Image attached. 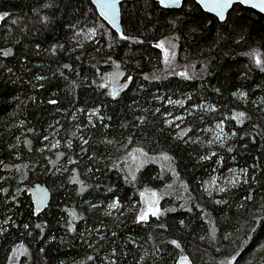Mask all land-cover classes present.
Returning <instances> with one entry per match:
<instances>
[{
	"label": "trees",
	"instance_id": "obj_1",
	"mask_svg": "<svg viewBox=\"0 0 264 264\" xmlns=\"http://www.w3.org/2000/svg\"><path fill=\"white\" fill-rule=\"evenodd\" d=\"M0 13V264H264V14L126 1L120 36L90 0Z\"/></svg>",
	"mask_w": 264,
	"mask_h": 264
},
{
	"label": "water",
	"instance_id": "obj_2",
	"mask_svg": "<svg viewBox=\"0 0 264 264\" xmlns=\"http://www.w3.org/2000/svg\"><path fill=\"white\" fill-rule=\"evenodd\" d=\"M97 9L98 14L106 21L110 27L115 30L120 36H123L121 5L126 1L133 0H90ZM163 8L178 9L183 6L185 0H155ZM201 8L208 13L218 17L221 21H225L229 11L235 4H242L243 6L252 8L257 12L264 14V0H195ZM3 20L0 13V24ZM117 90L114 89V93ZM32 197L34 211L36 214L43 211L49 204L51 199L50 189L41 183L32 185L29 189ZM146 202L150 208H155L157 201L153 194L146 197ZM145 216L144 219H147ZM176 264H193L188 256H181Z\"/></svg>",
	"mask_w": 264,
	"mask_h": 264
},
{
	"label": "rangeland",
	"instance_id": "obj_3",
	"mask_svg": "<svg viewBox=\"0 0 264 264\" xmlns=\"http://www.w3.org/2000/svg\"><path fill=\"white\" fill-rule=\"evenodd\" d=\"M158 47L161 49L163 53L164 60L167 62H170L174 59L176 53H177V44L170 38H163L157 43ZM115 88L118 89V86H114ZM116 89V90H117ZM217 132H222V128L218 127ZM222 135H220L221 138ZM241 180V173L239 172H234L231 175L228 174L224 177L222 180V183L219 182L218 178L214 176L213 178L209 179L206 181L204 185V189L208 193L213 192H219L225 190L227 187H232L237 185ZM149 194H153L155 196V199L157 201V196L155 195L154 190H145L141 197H140V204L135 205L133 208V212H137L138 210V215L142 218L144 215L148 216H153L156 213H158L157 207L156 208H150L149 205L146 202V197ZM112 210L116 212L121 211V207L118 205V203H114L112 205ZM21 258V250L16 249L13 251L12 256L10 258L9 264H19ZM223 264H234V261L232 259L226 260Z\"/></svg>",
	"mask_w": 264,
	"mask_h": 264
},
{
	"label": "bare ground",
	"instance_id": "obj_4",
	"mask_svg": "<svg viewBox=\"0 0 264 264\" xmlns=\"http://www.w3.org/2000/svg\"><path fill=\"white\" fill-rule=\"evenodd\" d=\"M221 125V124H220ZM146 216V215H145Z\"/></svg>",
	"mask_w": 264,
	"mask_h": 264
}]
</instances>
